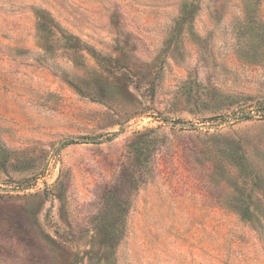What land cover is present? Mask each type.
Returning <instances> with one entry per match:
<instances>
[{
  "label": "rangeland",
  "instance_id": "374dc122",
  "mask_svg": "<svg viewBox=\"0 0 264 264\" xmlns=\"http://www.w3.org/2000/svg\"><path fill=\"white\" fill-rule=\"evenodd\" d=\"M0 264H264V0H0Z\"/></svg>",
  "mask_w": 264,
  "mask_h": 264
},
{
  "label": "water",
  "instance_id": "95a60500",
  "mask_svg": "<svg viewBox=\"0 0 264 264\" xmlns=\"http://www.w3.org/2000/svg\"><path fill=\"white\" fill-rule=\"evenodd\" d=\"M173 123H176V122H173ZM181 125L186 126V127H195L196 126L195 124H189V123H181ZM75 139H81V140L87 141V140H89V137H75V136L67 137V138H64L61 141V143L68 142L70 140H75ZM6 190H9V189L6 188Z\"/></svg>",
  "mask_w": 264,
  "mask_h": 264
},
{
  "label": "trees",
  "instance_id": "16d2710c",
  "mask_svg": "<svg viewBox=\"0 0 264 264\" xmlns=\"http://www.w3.org/2000/svg\"><path fill=\"white\" fill-rule=\"evenodd\" d=\"M250 113H244L243 115H245V117H249L248 115H249ZM90 139V138H89Z\"/></svg>",
  "mask_w": 264,
  "mask_h": 264
}]
</instances>
